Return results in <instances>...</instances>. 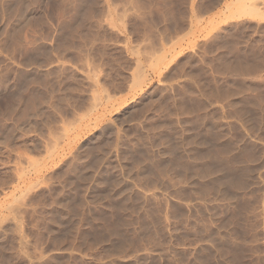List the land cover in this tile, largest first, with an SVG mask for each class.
Here are the masks:
<instances>
[{
  "label": "rangeland",
  "instance_id": "obj_1",
  "mask_svg": "<svg viewBox=\"0 0 264 264\" xmlns=\"http://www.w3.org/2000/svg\"><path fill=\"white\" fill-rule=\"evenodd\" d=\"M0 264H264V0H0Z\"/></svg>",
  "mask_w": 264,
  "mask_h": 264
},
{
  "label": "bare ground",
  "instance_id": "obj_2",
  "mask_svg": "<svg viewBox=\"0 0 264 264\" xmlns=\"http://www.w3.org/2000/svg\"><path fill=\"white\" fill-rule=\"evenodd\" d=\"M244 67V66H243ZM246 69V68H245ZM251 69V68H250Z\"/></svg>",
  "mask_w": 264,
  "mask_h": 264
}]
</instances>
